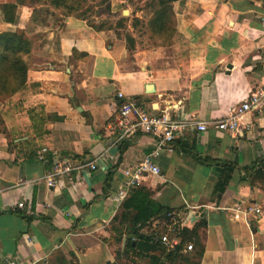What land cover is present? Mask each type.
Masks as SVG:
<instances>
[{"label": "crops", "instance_id": "1", "mask_svg": "<svg viewBox=\"0 0 264 264\" xmlns=\"http://www.w3.org/2000/svg\"><path fill=\"white\" fill-rule=\"evenodd\" d=\"M169 4L171 29L154 33L166 39L155 45L134 34L128 44L68 18L56 65L32 61L22 87L0 104V264H34L59 252L72 264H184L191 252L197 264H264V219L244 222L231 210L253 203L264 211V98L243 116L249 131L185 132L154 160L160 176L144 173L115 200L122 170L154 147L142 132L112 142L117 91L149 114L169 106L170 116L207 121L264 84L262 0ZM28 18L0 19V31L22 30ZM65 158L73 168L47 187L44 176ZM223 164L232 170L219 192ZM199 220L194 251L182 246L168 260L163 245L152 250L157 226L189 230ZM125 236L134 241L123 253Z\"/></svg>", "mask_w": 264, "mask_h": 264}, {"label": "built area", "instance_id": "2", "mask_svg": "<svg viewBox=\"0 0 264 264\" xmlns=\"http://www.w3.org/2000/svg\"><path fill=\"white\" fill-rule=\"evenodd\" d=\"M264 4V0H262ZM116 98L119 100L117 111L112 119L110 128L116 129V135L112 141L114 144L122 137L135 132H142L150 135L154 140V147L151 152L144 155L136 164L129 165L122 170V182L118 188L115 200L120 203L126 196L127 190L138 183L144 173L160 176L158 167L154 160L159 156L160 150L168 143L181 139L185 132H202L207 128H213L218 132H226L231 135L241 134L243 131H249L250 123L243 122V116L259 108V104L264 98V84L250 90L247 95L237 104L229 106L224 115L211 120H199L194 116L186 118H176L169 115V106L162 107L158 113L149 114L141 104L131 98L125 97L121 91L116 92ZM43 151V149L41 150ZM42 155L39 153L38 159ZM81 165L75 168H81ZM87 167L94 169L93 163H88ZM69 159L56 160L50 171L44 176V182L47 187H52L56 182L58 174L68 173L72 169ZM17 207L21 208L22 203L18 202ZM234 219H242L244 222L250 215L264 219V211L253 203L235 204L232 208ZM179 224H168L164 226V231L160 233L157 228L149 234V243L163 245L169 250H173L180 242ZM192 249L191 243L186 244L182 250Z\"/></svg>", "mask_w": 264, "mask_h": 264}, {"label": "rangeland", "instance_id": "3", "mask_svg": "<svg viewBox=\"0 0 264 264\" xmlns=\"http://www.w3.org/2000/svg\"><path fill=\"white\" fill-rule=\"evenodd\" d=\"M169 1L64 0L55 6L49 0H0V19L1 22H6L5 19L13 18L14 21L16 16L21 18L29 13L24 28L15 31H25V36L32 40V61L37 62L40 67H50L56 65L59 39L68 18L80 20L87 28L95 31L113 32L117 38L125 40L128 44L131 42L129 35L134 34L140 43L155 45L157 39H166L151 32L153 24L157 23L160 30L171 29L168 19ZM13 4L15 7L12 8ZM128 9L129 15L128 11L122 13V10ZM135 13L136 17L133 16ZM31 15H34L32 21ZM62 256L69 260L65 255Z\"/></svg>", "mask_w": 264, "mask_h": 264}, {"label": "trees", "instance_id": "4", "mask_svg": "<svg viewBox=\"0 0 264 264\" xmlns=\"http://www.w3.org/2000/svg\"><path fill=\"white\" fill-rule=\"evenodd\" d=\"M53 5H58L62 3L64 0H49ZM11 7H15V4L11 5ZM34 14V10L32 12ZM160 14V12H159ZM160 17V15H159ZM5 19V18H4ZM34 19V15H31L30 18ZM6 22L11 23L13 18L5 19ZM157 20H155L156 22ZM152 33H160L162 30L159 29L158 24L154 23L150 28ZM25 31H0V104L8 99L11 95H13L16 91H18L25 80V73L30 68V64L32 62V53H33V43L30 38H27ZM1 125V119H0ZM75 157V156H74ZM264 166V165H263ZM221 170V174L216 183V188L220 192L224 186L226 185L230 172L232 170L231 166H226L223 164ZM254 168H252L253 170ZM250 168H245L244 171H248ZM251 171V170H250ZM169 212L162 209V215L160 216L161 222H169L164 219V215ZM159 225V224H158ZM205 225L204 220L197 221L191 229H181L180 230V242L179 245L176 246L173 250H168L166 252V257L168 260L176 259L178 257L179 250L181 247L185 246L188 243H191L192 249L189 251H194V245L200 243V239L198 238L197 231L200 228H203ZM159 226L156 227V229ZM160 229H162L160 227ZM133 231V229H130ZM141 238V236L139 237ZM132 238L130 236H125L124 244L122 252L124 253L129 248H131ZM152 247V250L161 253L164 251V248L158 247L156 244ZM137 245H134L136 247ZM193 255L188 258H183L182 262L184 264H197L196 258L198 256L197 252H191ZM52 262V263H51ZM72 264L71 260H65L62 256V253L59 252L54 255L50 260L40 261L34 264Z\"/></svg>", "mask_w": 264, "mask_h": 264}, {"label": "water", "instance_id": "5", "mask_svg": "<svg viewBox=\"0 0 264 264\" xmlns=\"http://www.w3.org/2000/svg\"><path fill=\"white\" fill-rule=\"evenodd\" d=\"M122 13L125 14L126 13V10H123ZM148 86H150V85H148Z\"/></svg>", "mask_w": 264, "mask_h": 264}]
</instances>
